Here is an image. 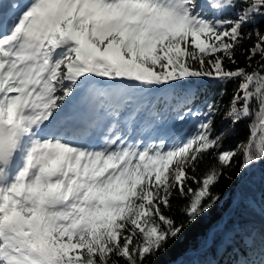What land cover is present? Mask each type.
<instances>
[{
    "label": "snow or ice",
    "instance_id": "obj_1",
    "mask_svg": "<svg viewBox=\"0 0 264 264\" xmlns=\"http://www.w3.org/2000/svg\"><path fill=\"white\" fill-rule=\"evenodd\" d=\"M257 18L264 0H0V264H145L212 210L240 149L241 171L264 160ZM238 49L254 71L227 67ZM200 79L220 100L238 81L225 118H252L246 144L220 150ZM169 121L185 127L133 137Z\"/></svg>",
    "mask_w": 264,
    "mask_h": 264
},
{
    "label": "trees",
    "instance_id": "obj_2",
    "mask_svg": "<svg viewBox=\"0 0 264 264\" xmlns=\"http://www.w3.org/2000/svg\"><path fill=\"white\" fill-rule=\"evenodd\" d=\"M253 29L264 34V18H257L254 23L246 25L244 31L247 33ZM255 40V36L246 40L243 49L251 47ZM243 49L236 52L237 65L228 64L227 67H245L252 72L258 67L260 58H254L252 66L248 67ZM193 83L200 92L194 108H202L205 101L211 99L222 105L213 120V135H220V150H234L238 145L246 144L251 134L249 124L252 118L243 119L235 125L225 118L228 108L224 106L230 104L238 81L226 86L222 100L218 96L224 89L220 82L200 79ZM242 156L243 149H240L231 167L213 189L221 197L217 205L196 223L186 225L178 240L169 241L167 251L149 257L145 264H241L242 261L258 264L264 258V160L241 171ZM214 163L216 161L211 156L206 157L196 175L200 177ZM192 187L196 185L192 184ZM251 199L256 201L261 211L251 205ZM186 203L182 198H174L171 209H165V215L177 223L186 221L182 211ZM209 239L211 243H208Z\"/></svg>",
    "mask_w": 264,
    "mask_h": 264
},
{
    "label": "rangeland",
    "instance_id": "obj_3",
    "mask_svg": "<svg viewBox=\"0 0 264 264\" xmlns=\"http://www.w3.org/2000/svg\"><path fill=\"white\" fill-rule=\"evenodd\" d=\"M195 109H198V108H194V110ZM141 123H143L144 125H148L147 123H144V122H138L136 125H135V127H134V129H133V136H134V138L136 137V136H143L145 139H150V138H152L153 136H155V135H157V134H160V135H163L164 133H165V131H164V126L163 127H160V128H158V129H156V132L157 133H155L154 135H152V136H149V134H150V132H148V131H146V130H144L143 128H139L138 127V125L139 124H141ZM196 123V121H195V119L194 118H190L189 120H188V122H187V128H190L193 124H195ZM170 124H172V126H171V128H173L174 127V133L175 132H178V130L180 131V129L181 128H183V127H185V125H183V124H181V123H173V122H171V121H169V123L168 124H166V125H170ZM150 125V124H149ZM177 126V127H176ZM150 127H151V125H150ZM176 127V128H175ZM152 128V127H151ZM172 132V133H173ZM171 133V134H172Z\"/></svg>",
    "mask_w": 264,
    "mask_h": 264
},
{
    "label": "bare ground",
    "instance_id": "obj_4",
    "mask_svg": "<svg viewBox=\"0 0 264 264\" xmlns=\"http://www.w3.org/2000/svg\"><path fill=\"white\" fill-rule=\"evenodd\" d=\"M138 127H139V128H143L144 130L150 132L149 136H152V135H154L155 133H157L156 130L153 131V129L150 127L149 124H148V125H144L143 123H141V124L138 125ZM176 127H177V126H176ZM176 127H175V128H176ZM173 131H174V127L172 128V131H171V132H168V133L171 134ZM133 137H134V136H133Z\"/></svg>",
    "mask_w": 264,
    "mask_h": 264
},
{
    "label": "water",
    "instance_id": "obj_5",
    "mask_svg": "<svg viewBox=\"0 0 264 264\" xmlns=\"http://www.w3.org/2000/svg\"><path fill=\"white\" fill-rule=\"evenodd\" d=\"M257 208V207H256ZM259 210V208H257Z\"/></svg>",
    "mask_w": 264,
    "mask_h": 264
}]
</instances>
